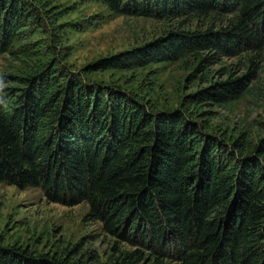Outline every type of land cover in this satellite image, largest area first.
I'll return each instance as SVG.
<instances>
[{
    "label": "trees",
    "instance_id": "trees-1",
    "mask_svg": "<svg viewBox=\"0 0 264 264\" xmlns=\"http://www.w3.org/2000/svg\"><path fill=\"white\" fill-rule=\"evenodd\" d=\"M97 1L119 15L230 18L170 30L79 72L51 58L24 75H0V182L40 187L67 206L84 202L89 218L129 246L87 263L0 244V264H264V137L246 150L208 133L183 104L152 110L131 91L87 77L201 51L257 50L264 0ZM39 22L35 0H0V55ZM243 86L242 77L216 81L187 98L227 102Z\"/></svg>",
    "mask_w": 264,
    "mask_h": 264
},
{
    "label": "rangeland",
    "instance_id": "rangeland-1",
    "mask_svg": "<svg viewBox=\"0 0 264 264\" xmlns=\"http://www.w3.org/2000/svg\"><path fill=\"white\" fill-rule=\"evenodd\" d=\"M41 22L33 23L0 55V75H24L54 58L59 67L82 71L90 63L150 42L174 29L220 27L229 15H189L155 19L119 15L97 0H35ZM213 55L208 61L203 58ZM90 81L136 94L156 111L179 108L227 141L249 150L264 137V43L236 55L201 51L178 60L94 71ZM243 78L239 96L227 102L192 103L189 94L212 82ZM88 205L49 201L42 188H18L0 182V244L17 245L35 254H50L87 263L103 262L115 249L129 246L87 216Z\"/></svg>",
    "mask_w": 264,
    "mask_h": 264
},
{
    "label": "clouds",
    "instance_id": "clouds-1",
    "mask_svg": "<svg viewBox=\"0 0 264 264\" xmlns=\"http://www.w3.org/2000/svg\"><path fill=\"white\" fill-rule=\"evenodd\" d=\"M3 87H4V84L0 82V89H2Z\"/></svg>",
    "mask_w": 264,
    "mask_h": 264
}]
</instances>
